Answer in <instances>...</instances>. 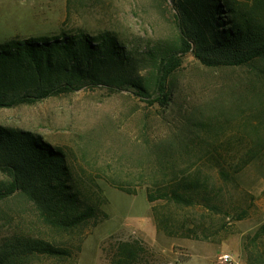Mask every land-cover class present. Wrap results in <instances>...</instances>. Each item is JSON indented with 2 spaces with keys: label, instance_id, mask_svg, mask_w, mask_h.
Masks as SVG:
<instances>
[{
  "label": "rangeland",
  "instance_id": "374dc122",
  "mask_svg": "<svg viewBox=\"0 0 264 264\" xmlns=\"http://www.w3.org/2000/svg\"><path fill=\"white\" fill-rule=\"evenodd\" d=\"M176 22L172 0H0V42L111 31L135 57L144 84L158 75L154 57L166 50L180 60L168 78L174 95L166 108L156 102L159 93L152 89L142 96L134 88L111 92L100 87L0 108V126L34 133L102 188L105 216L84 230L76 256L64 264H110L102 246L111 236L142 240L164 264H219L222 254L232 255L227 264H248L244 244L264 223V98L252 100L248 68L204 67L191 52L181 53ZM256 86L264 97V82ZM207 146L227 157L223 175L194 151L174 163L222 194L223 208L212 213L201 206L168 205L164 211L171 216L172 229L183 223L195 231L190 238L168 236L157 229L151 212L152 205L167 204L149 203L140 183L148 181L154 188L163 183V149ZM23 212L29 218L25 223L19 218ZM11 231L57 243L67 239L44 227L17 197L0 204V239ZM248 243L251 255L264 256L262 237ZM27 264L58 263L33 257Z\"/></svg>",
  "mask_w": 264,
  "mask_h": 264
},
{
  "label": "trees",
  "instance_id": "16d2710c",
  "mask_svg": "<svg viewBox=\"0 0 264 264\" xmlns=\"http://www.w3.org/2000/svg\"><path fill=\"white\" fill-rule=\"evenodd\" d=\"M172 1L180 52H191L204 67L248 68L247 90L252 100H263L256 84L264 82V0ZM176 54L165 50L154 57L151 62L158 75L144 84L135 57L111 31L10 38L0 42V108L34 104L84 87L111 92L134 88L142 96L152 89L159 93L156 102L166 108L174 95L168 78L180 64ZM191 151L200 154L201 162L214 163L219 174L227 172L228 159L220 149H163L164 159L159 163L164 170L163 183L156 188L148 181L140 183L146 186L149 203L167 204L152 205L151 212L157 229L168 236L190 238L195 232L183 223L172 229L171 216L164 211L168 205L182 209L201 206L212 213L223 208L222 194L187 168L181 172L175 166L179 155ZM84 173L60 149L34 133L0 126V204L17 197L37 213L44 227L67 236L57 243L11 231L0 239V264H27L33 257L64 264L76 256L84 230L105 216L100 209L102 188ZM99 178L119 184L112 177ZM27 215L23 212L19 218L25 223ZM258 237L264 242V223L244 244L248 264H264L263 253L253 256L249 250L248 242ZM103 244L102 252L110 264H164L157 262L154 252L140 239L111 236Z\"/></svg>",
  "mask_w": 264,
  "mask_h": 264
},
{
  "label": "built area",
  "instance_id": "2783aa9c",
  "mask_svg": "<svg viewBox=\"0 0 264 264\" xmlns=\"http://www.w3.org/2000/svg\"><path fill=\"white\" fill-rule=\"evenodd\" d=\"M232 262H233V257L231 254H222L219 257V264H227Z\"/></svg>",
  "mask_w": 264,
  "mask_h": 264
}]
</instances>
